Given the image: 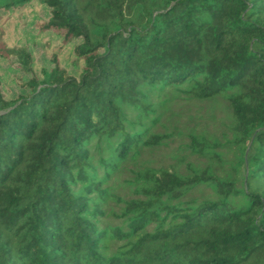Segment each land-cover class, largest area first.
<instances>
[{
    "label": "trees",
    "instance_id": "16d2710c",
    "mask_svg": "<svg viewBox=\"0 0 264 264\" xmlns=\"http://www.w3.org/2000/svg\"><path fill=\"white\" fill-rule=\"evenodd\" d=\"M36 2V31L79 41L81 67L55 54L39 77L0 45L29 76L13 101L0 82V264H264V0L0 12ZM220 100L219 133L205 105Z\"/></svg>",
    "mask_w": 264,
    "mask_h": 264
},
{
    "label": "rangeland",
    "instance_id": "374dc122",
    "mask_svg": "<svg viewBox=\"0 0 264 264\" xmlns=\"http://www.w3.org/2000/svg\"><path fill=\"white\" fill-rule=\"evenodd\" d=\"M48 16V9L40 2L33 3L12 13L0 12V45H3L1 47L4 48L5 52L8 49L26 48L32 55L33 70L39 77H41L42 71L50 69L51 59L55 54H58L62 68L69 75L76 77L81 64H78L74 55V48L79 41H72L61 48L60 40L56 36L37 32L35 25L45 21ZM28 80L29 76H25L20 71L15 55L10 54L6 58L0 56V82L6 100H16L23 94L22 84H25ZM218 102L214 105V108L206 104L205 111L214 113L218 125L213 130L220 133L224 132L229 125L230 116L227 105L221 100ZM170 155L168 151L157 152L154 159H156L157 164L165 167H176L178 165L180 169H184V164H177V161L168 160L167 157ZM193 160L197 163L204 162L198 158Z\"/></svg>",
    "mask_w": 264,
    "mask_h": 264
}]
</instances>
